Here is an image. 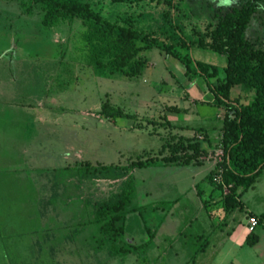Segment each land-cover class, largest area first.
Wrapping results in <instances>:
<instances>
[{"label":"rangeland","instance_id":"374dc122","mask_svg":"<svg viewBox=\"0 0 264 264\" xmlns=\"http://www.w3.org/2000/svg\"><path fill=\"white\" fill-rule=\"evenodd\" d=\"M80 1L115 25L152 34L163 23L165 7L158 2ZM248 1L186 0L180 23L187 34H205ZM246 36L264 48V0ZM120 52L134 62L143 58L144 70L124 75L110 62ZM191 54L221 69L226 65V57L210 49L193 46ZM184 72L185 65L163 49H144L142 42L123 46L80 18L45 24L38 3L0 0V264H262L264 220L253 246H237L227 231L247 214L264 213V170L241 197V190L232 193L212 183L208 175L220 161V138L204 140L206 152L190 163L131 168L116 179L58 173L78 162L127 164L193 153L189 145L195 138L182 136L165 118L170 111L175 123L192 120L186 119L190 113L169 108L190 105ZM190 81L208 83L200 75ZM253 93L242 85L231 88V96L243 103ZM105 100L132 117L106 116ZM130 177L136 196L122 240L150 241V247L122 255L110 247L95 218L119 199ZM232 198L239 202L234 207ZM161 201H173L171 209H155Z\"/></svg>","mask_w":264,"mask_h":264},{"label":"trees","instance_id":"16d2710c","mask_svg":"<svg viewBox=\"0 0 264 264\" xmlns=\"http://www.w3.org/2000/svg\"><path fill=\"white\" fill-rule=\"evenodd\" d=\"M38 3L43 10V22L49 24L59 17L80 18L94 29H103L113 35L123 46H130L137 42L143 43L144 49L159 48L166 54L179 59L186 68L188 78L203 76L214 99L212 104L222 108L223 125L220 129V146L223 150L222 160L208 175L212 183L223 187L227 186L232 193H243L254 187L259 175L264 170V48L257 47L246 36L252 15L255 13L259 0H249L239 8L228 12L216 26L205 34L185 33L179 15L184 8L186 0H130L150 1L163 4V23L158 31L152 34L128 25H115L104 19L89 3L80 0H29ZM123 1V0H118ZM162 36L161 38L159 36ZM208 37V38H207ZM193 46L210 49L226 57V65L221 69L218 65L196 59L191 54ZM135 59V56H134ZM124 75H139L146 64L143 58L137 56L135 62L130 54L120 52L110 61ZM97 67L104 65L99 58L94 60ZM126 65L129 68H126ZM116 69V70H117ZM223 71V74H221ZM242 85L254 92L253 97L243 103L238 97L231 96V88ZM171 111L179 112L178 106H170ZM103 112L108 117H132L133 113L121 106H112L109 101L103 102ZM166 122L170 124L167 117ZM200 136L203 137L200 139ZM195 139L189 145L193 153L186 157L179 154L170 157L133 160L127 164L78 162L58 173L68 171L70 175L100 176L116 179L127 169L149 166L152 164L190 163L197 154L206 152L204 140L209 142L207 132L200 128ZM211 144V143H210ZM221 170V171H220ZM222 174V182L215 181V175ZM136 196V184L130 177L119 197L113 203L106 205L96 216L95 221L100 223L99 231L108 236L110 247L122 255L140 254L149 247L150 241L142 243L124 242L122 235L127 230V208L133 204ZM232 198L230 205L234 207L239 202ZM172 202L161 201L155 209H170ZM259 222L264 220V213L257 215ZM258 235L252 230L247 236L246 243L254 245Z\"/></svg>","mask_w":264,"mask_h":264},{"label":"crops","instance_id":"0c3cea01","mask_svg":"<svg viewBox=\"0 0 264 264\" xmlns=\"http://www.w3.org/2000/svg\"><path fill=\"white\" fill-rule=\"evenodd\" d=\"M29 38H31V37H29ZM214 52H216V51H214ZM169 56H172V55H169ZM185 71H186V68H185ZM184 74H185V72H184ZM185 76H186V74H185ZM197 77L198 76L193 77V82L195 81V78H197ZM186 81L190 85V87L187 89L188 97L190 99V101H189L190 105H187L185 107L178 106L180 108V111L178 112V114H181V112H183V111L185 113L188 112V113H190V115L187 114L186 119H188L190 116V117H192L193 121L192 120H183V121L177 120V122L175 123L174 120H172V116L169 115L170 111L165 115L167 116V118L169 119V121L172 125L181 129V131H182L181 135L182 136H185V137L194 136V134L200 128H204L205 131L207 132L208 139H209V142L208 141H206V142L210 144L213 141H217L218 138H220V129L223 125L222 113L224 110L222 108L212 104V101L214 99V95L210 91L208 84L206 82L204 83V85L201 84V86H198L199 81L192 83L190 81V78H188L187 76H186ZM209 94H211V97L206 99V96ZM193 104H195V107L193 106ZM191 105H192V107H191ZM190 121H192V122H190ZM0 131H1V128H0ZM15 139H17V136L15 137ZM169 202L173 203V201H169ZM249 216L250 215L247 214L244 222H240L237 224L232 223L230 226V230L227 231L228 232V238L231 240L232 243L236 244L239 247H243L245 244H247L246 239H247L248 234L250 233V231H249ZM257 226L253 229V231L255 233H256ZM256 234L258 235V240H259V238L261 239V237L259 236L260 234H258V233H256ZM250 246H253V245H250ZM149 247H150V245H149ZM201 249H202V251H204L206 249V247L201 248ZM261 258L262 259L258 262H261L262 264H264V253H263V257H261Z\"/></svg>","mask_w":264,"mask_h":264},{"label":"built area","instance_id":"2783aa9c","mask_svg":"<svg viewBox=\"0 0 264 264\" xmlns=\"http://www.w3.org/2000/svg\"><path fill=\"white\" fill-rule=\"evenodd\" d=\"M221 151H222V154H221V157H220V161L222 160V155H223V150L221 149ZM214 179H215V181L217 183H221L223 181L222 180V174L215 175V178ZM259 223L260 222H259V219H258L257 216H255V215H250L249 216V228L251 230H253Z\"/></svg>","mask_w":264,"mask_h":264},{"label":"clouds","instance_id":"9594fccd","mask_svg":"<svg viewBox=\"0 0 264 264\" xmlns=\"http://www.w3.org/2000/svg\"><path fill=\"white\" fill-rule=\"evenodd\" d=\"M222 2H223V3H228V2H229V0H222Z\"/></svg>","mask_w":264,"mask_h":264}]
</instances>
